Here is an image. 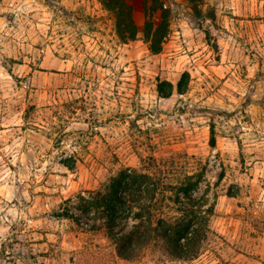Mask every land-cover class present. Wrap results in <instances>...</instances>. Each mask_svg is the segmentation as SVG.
Masks as SVG:
<instances>
[{
	"label": "rangeland",
	"instance_id": "374dc122",
	"mask_svg": "<svg viewBox=\"0 0 264 264\" xmlns=\"http://www.w3.org/2000/svg\"><path fill=\"white\" fill-rule=\"evenodd\" d=\"M171 1L153 55L119 43L97 0H0V264H264V0H204L199 28ZM176 153L208 163L217 197L197 260L124 261L101 232L53 217L120 168Z\"/></svg>",
	"mask_w": 264,
	"mask_h": 264
},
{
	"label": "trees",
	"instance_id": "16d2710c",
	"mask_svg": "<svg viewBox=\"0 0 264 264\" xmlns=\"http://www.w3.org/2000/svg\"><path fill=\"white\" fill-rule=\"evenodd\" d=\"M97 2L112 17L119 43L140 40L153 55L161 52L170 22L178 16L171 0ZM186 2L189 8L184 15L193 27L199 28L204 0ZM139 10L143 13L141 28L135 19ZM184 85L181 79L176 86L179 94L185 92ZM172 91L171 84L167 90L158 88L164 99ZM208 144L211 149L216 146L213 127ZM60 163L71 171L76 164L72 157ZM207 166V162L183 153L167 157L151 154L141 158L136 168H120L86 196L79 194L75 204L66 200L53 217L70 220L90 232H101L116 257L124 261L137 260L144 251L152 250L162 261L192 262L208 252L213 243L209 223L217 197L210 196ZM223 177L221 167L215 187Z\"/></svg>",
	"mask_w": 264,
	"mask_h": 264
}]
</instances>
